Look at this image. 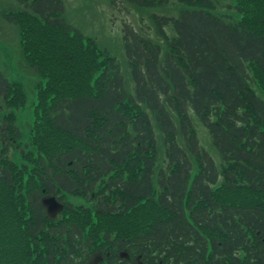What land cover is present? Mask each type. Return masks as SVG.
Segmentation results:
<instances>
[{"label":"trees","instance_id":"1","mask_svg":"<svg viewBox=\"0 0 264 264\" xmlns=\"http://www.w3.org/2000/svg\"><path fill=\"white\" fill-rule=\"evenodd\" d=\"M174 1L176 19L151 15L156 41L123 30L134 95L114 58L67 23L62 0H18L24 9L6 14L43 82L20 164L6 155L18 148L15 116L0 117V264H48L37 245L45 187L94 193L101 184L108 195L94 209L69 206L72 224L59 230L119 224L166 248L174 264H264V0H231L233 21L211 14L210 0ZM0 101L26 104L1 71Z\"/></svg>","mask_w":264,"mask_h":264},{"label":"rangeland","instance_id":"2","mask_svg":"<svg viewBox=\"0 0 264 264\" xmlns=\"http://www.w3.org/2000/svg\"><path fill=\"white\" fill-rule=\"evenodd\" d=\"M210 1L213 4L210 10L211 14L226 18V20L232 18L231 21L239 19V14L235 13L231 0ZM62 4L63 17L67 23L83 36L95 40L101 50L108 52L114 58L115 63L119 66L124 88L130 95H134V82L130 75L124 47V28L132 29L145 39L156 41L151 15L176 19L182 8L174 0H170L166 5L150 9H138L116 0H62ZM23 9V5L18 0H0V71L8 81L19 83L26 95V104L19 109L6 108L0 101V117L8 113H13L15 116L14 128L17 131L18 140L14 144L18 148L9 147L6 155L18 164H20V150L26 149V144L29 143L37 86L43 82L35 69L25 60L19 45L17 27L10 23L6 17L9 12ZM171 24L172 22L165 28L169 37L173 36ZM255 91L258 93L257 90ZM191 116L201 147L211 157L218 171H221L219 169L220 156L212 146L207 130L192 112ZM29 149L31 148L29 147ZM95 187L94 193L79 192V194L67 197L68 207L71 206L80 212L94 209L98 199L103 195H108V192H102L99 185ZM95 195L97 197L94 198ZM112 199L113 197L110 200L112 201Z\"/></svg>","mask_w":264,"mask_h":264},{"label":"flooded vegetation","instance_id":"3","mask_svg":"<svg viewBox=\"0 0 264 264\" xmlns=\"http://www.w3.org/2000/svg\"><path fill=\"white\" fill-rule=\"evenodd\" d=\"M72 194L79 193L60 192L55 186L45 187L39 196L45 213V230L38 233L37 245L39 251L47 256L48 264H174L168 258L166 248H156L147 237L144 238L134 230L122 229L119 224L114 225L112 230L98 232L66 228L59 230L72 224L66 219L64 221L66 214L73 211L68 209L67 201V197ZM45 197H53L62 205V211L55 217L48 216L42 204Z\"/></svg>","mask_w":264,"mask_h":264},{"label":"water","instance_id":"4","mask_svg":"<svg viewBox=\"0 0 264 264\" xmlns=\"http://www.w3.org/2000/svg\"><path fill=\"white\" fill-rule=\"evenodd\" d=\"M42 204L46 208L49 217H55L57 213L62 211V205L53 197H45L42 199Z\"/></svg>","mask_w":264,"mask_h":264}]
</instances>
